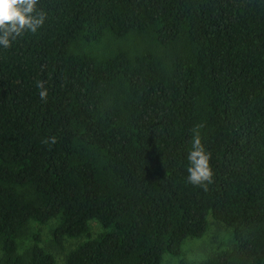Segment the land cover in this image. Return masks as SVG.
<instances>
[{
  "label": "trees",
  "instance_id": "16d2710c",
  "mask_svg": "<svg viewBox=\"0 0 264 264\" xmlns=\"http://www.w3.org/2000/svg\"><path fill=\"white\" fill-rule=\"evenodd\" d=\"M37 10V31L0 48V264H56L37 235L17 246L29 222L52 220L55 248L85 237L63 264H161L209 217L229 247L178 264H264V0ZM195 131L210 153L206 188L186 180Z\"/></svg>",
  "mask_w": 264,
  "mask_h": 264
},
{
  "label": "rangeland",
  "instance_id": "374dc122",
  "mask_svg": "<svg viewBox=\"0 0 264 264\" xmlns=\"http://www.w3.org/2000/svg\"><path fill=\"white\" fill-rule=\"evenodd\" d=\"M130 41L126 42L123 39L115 42L113 45H116V47H129L132 44ZM55 225V220H52L45 225H37L34 222H29L24 228L23 235L17 240L18 251L20 253L26 251L33 244V236L37 235L41 248L54 256L56 264H63V260L69 251L74 249L79 243L83 242L85 237L64 239L62 250H59L52 245L50 237V233ZM101 232L102 228L100 224L95 220H91L89 222V234L91 238L97 236ZM230 242L231 239L228 229L221 224L215 223L209 217L207 219V230L201 238L185 239L181 244L180 256L171 257L165 255L161 259V264H178L180 259L193 263H201L211 255L226 250L229 247Z\"/></svg>",
  "mask_w": 264,
  "mask_h": 264
},
{
  "label": "clouds",
  "instance_id": "9594fccd",
  "mask_svg": "<svg viewBox=\"0 0 264 264\" xmlns=\"http://www.w3.org/2000/svg\"><path fill=\"white\" fill-rule=\"evenodd\" d=\"M38 0H0V48L7 49L17 37L25 32L35 33L44 23L46 14L37 10ZM36 87L40 89L39 97H47V89L43 83L37 81ZM54 143L55 139L50 138ZM188 183L203 188L211 183L213 170L210 166V153L202 142L198 131L193 133L191 147L186 154Z\"/></svg>",
  "mask_w": 264,
  "mask_h": 264
}]
</instances>
